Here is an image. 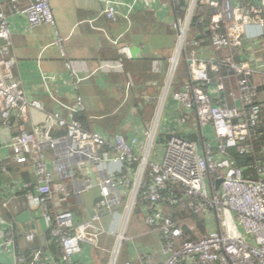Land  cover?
<instances>
[{
    "label": "built area",
    "instance_id": "1",
    "mask_svg": "<svg viewBox=\"0 0 264 264\" xmlns=\"http://www.w3.org/2000/svg\"><path fill=\"white\" fill-rule=\"evenodd\" d=\"M9 1L13 14L24 17L29 29L54 26L50 0H30L25 7H20L17 0ZM100 1L103 16L112 22L127 21L134 12L133 7L127 10L118 0ZM168 1L171 10L167 17L177 44L169 60L163 92L174 102L170 112L177 129L163 125L164 100L147 131L139 124L126 127L132 129L131 137H126L123 129L112 137L86 131L71 117L84 111L83 99L75 97L72 107L58 103L51 91L55 78L43 77L44 90L70 115L67 120L60 113L48 114L53 125L66 130L64 153H56L53 162L47 158L45 149H53L56 144L49 132L43 134L44 142L37 138L36 130L25 128L14 138L4 140L0 136V153L7 148L10 162L20 167L28 165L34 177V181L11 179L3 183L2 208L13 201L20 203L21 197L30 211L48 223L45 248L31 250L29 259L18 251L11 227L0 232V251L15 263L79 264L77 257L85 248L103 253L101 238L113 237L109 264H129L119 263L118 257L128 241L126 231L132 213L139 208L143 224L158 235L164 257L156 263L151 254L144 253L138 257L141 264H264V160L250 166L252 171L245 176L223 156L225 148L239 147L246 140L261 112L251 79L264 78V0ZM194 25H201L210 38L196 40L199 35ZM10 34L7 17L0 11L2 54L8 52ZM61 43L57 38L55 44L61 47ZM118 53L131 58L128 47H119ZM181 63L185 64L186 78L181 89L170 92ZM11 66L10 61L0 60V116L4 122L15 111L23 115L28 108L44 111L39 102L27 100L20 85L12 80ZM221 66L235 74L238 87V94L229 91L223 99L224 83L212 81L208 74L209 69L216 71ZM122 67V60L102 62L96 71H122ZM66 68L70 70L71 64L66 63ZM71 78L75 90L84 80L73 72ZM142 108L143 105L134 107L133 117L137 118ZM181 132L197 133L199 140L193 142L177 135ZM161 136H167L165 144L159 142ZM52 164L66 183L74 179L76 172L84 173L87 181L83 189L71 194L65 182H55ZM0 175L10 177L1 155ZM95 175L98 198L89 219L78 222L62 204L71 195L87 192L91 187L89 179ZM217 181H221L218 188ZM177 189L190 211L204 213L207 232L203 236L194 239L173 220ZM123 198L124 210L120 214L118 206ZM104 217L109 218L106 229L101 226ZM36 235V231L29 232L26 242L32 243ZM51 246L58 256L52 253Z\"/></svg>",
    "mask_w": 264,
    "mask_h": 264
},
{
    "label": "crops",
    "instance_id": "2",
    "mask_svg": "<svg viewBox=\"0 0 264 264\" xmlns=\"http://www.w3.org/2000/svg\"><path fill=\"white\" fill-rule=\"evenodd\" d=\"M29 1L17 0L20 7L27 6ZM118 1L122 2L127 10L129 7L134 9L127 21L112 22L106 19L102 14L103 5L100 0H50L54 26L41 25L34 29H29L24 17L13 14L10 1L0 0V11L6 15L11 33L8 52L3 54L0 52V60L6 59L12 63L10 68L12 80L20 85L27 100L39 102L44 109V111H39L34 108H28L25 115L15 111L11 115L13 120L8 118L4 122L1 119L0 136L4 140L17 137L20 134V129L25 128L28 131L36 130L38 133L37 138L44 142L43 134L49 132L51 139L56 144L53 149H45L47 158L53 162L57 157L56 153H64V148L67 145L66 135L53 138L51 136L54 132L57 135L64 129L53 125L49 120L48 114L52 112L60 113V116L67 120H69L70 115L67 110L60 108L44 90L42 85L43 77L55 78V81L51 84V91L58 103L72 107L75 103V97L80 96L84 102V112L89 117L90 130L103 136L112 137L123 129L125 130V136L131 137L133 131L126 127H132L135 124L142 125L147 131L154 122L159 104L164 100H166V104L161 119L164 122H162L163 125L166 124L165 112H172L171 107H173L174 102L170 95L164 96L163 88L170 63L169 60L174 56L177 44L176 33L170 27V17H167L171 10V4L168 0ZM137 14L150 15L157 27L158 25H167L175 34L174 48L171 51H163L161 44L158 43V37L153 39L150 36H144L140 41L133 40V16ZM141 22L146 25L150 20L147 18ZM205 33L204 31L199 36L205 37ZM57 38L62 40L61 47L55 44ZM207 38H210V36ZM149 41H152V44H149ZM114 42H117V46L114 45ZM121 46L129 48L131 58H126L118 53V48ZM2 47H4V43L0 41V49ZM163 57H167L166 59L168 60L166 68L160 65L162 64L160 59ZM146 58L153 59V61L148 66V69L147 67H141V70H145V80L137 81V77L133 76L137 70L133 66L139 60ZM119 60H122V71H110L108 73L96 71L102 62H116ZM66 63L71 64L72 68L70 70L66 68ZM155 65H157L156 70H154ZM131 69H133L134 73ZM182 70L185 71V77L181 81L177 80V72L170 92L181 89L182 83L186 78L185 64ZM2 71L4 74L7 72L6 70ZM72 72L84 78L76 90L71 82ZM157 76H161L162 82L161 87L159 86V89L155 90L154 85L158 84V81H156ZM235 86L237 87V84ZM225 89V92L229 90L226 86ZM141 105H143V108L140 110V115L137 118L133 117L132 109ZM235 105L237 107L240 106L238 102ZM79 124L83 126L81 122ZM208 136L212 137V134L209 132ZM0 155L5 159L10 173L9 178L0 175V187L11 179L34 181L31 168L28 165L20 167L10 162V153L7 148H4ZM63 167L67 170L69 169L66 164ZM51 168L55 173V182H67L64 177L59 178L53 164ZM96 180L97 175L92 176L89 179L91 187L87 192L85 191L81 196L77 197L71 195L62 204L64 209L73 213L78 222L88 220L92 214V206L98 198L99 192L98 188L95 187ZM86 181L84 173L76 172L74 179L66 184L72 194L75 192L74 190L83 189ZM124 204L125 199L123 198L118 206L120 214L123 213ZM9 208L15 210L12 218L6 215ZM17 208L18 203L16 201L11 202L7 208H2L0 201V232H4L10 227L14 232L16 230V232L25 233V236L31 231H36L37 235L34 242L38 243L37 248L44 249L48 230L46 219L37 212L30 211L26 205L24 207L25 210L18 214H16ZM53 208L56 210V207ZM108 221L109 218L104 217L101 221V226L106 229ZM148 233L144 230L143 236L138 240V251L131 239L130 250L132 249L135 255L137 254V259L141 252L140 249L144 253L153 251L155 262H162L164 257L161 254L160 247L156 246L155 248V245L150 244L153 236L150 237L151 234ZM156 241L158 242L157 238ZM100 243L105 252L101 253V251H92L89 248H85L83 253L77 257L78 263L102 264L105 262V264H109L114 238L102 237ZM18 251L23 254L29 253L19 249ZM120 256L121 253H119L118 257L119 263L137 264V259L132 261L129 256L126 261L121 262ZM0 264L17 263L8 254L0 251Z\"/></svg>",
    "mask_w": 264,
    "mask_h": 264
},
{
    "label": "trees",
    "instance_id": "3",
    "mask_svg": "<svg viewBox=\"0 0 264 264\" xmlns=\"http://www.w3.org/2000/svg\"><path fill=\"white\" fill-rule=\"evenodd\" d=\"M133 17H134L133 18V28H132V35H133L132 37L134 38L133 40L140 41L143 39L142 37L144 36H150L153 39L154 38L157 39L158 37V43L161 44L163 51H171L174 48L175 41H176L175 34L167 25H162V26L158 25L157 27L156 24H154L153 20L150 18V15L144 16L142 14L140 15L137 14ZM147 18L148 20H150V22L144 25L141 21ZM194 29L196 30L198 35L200 33L202 35V33L204 32V28L201 25H194ZM205 35H206L205 37L198 36L196 40H201V39L206 40L209 34L205 33ZM148 43L152 44V41H149ZM166 58L167 57H163L160 59L162 62L161 66L163 65V67L165 66V68L168 65L167 64L168 60ZM152 61L153 59L146 58V59L139 60L135 64L133 63L134 64L133 67H135V69L137 70V72L135 73V75L133 74V76L137 77V81L145 80L144 79L145 70H141V67H147L148 69V66L150 65ZM183 65L184 63H182V67ZM131 70L134 73L133 69ZM208 74L212 81L214 82L222 81L223 83H225V86L229 89L227 90V92L221 95V98H223L224 96H227L229 91H233L236 94H238V87L235 86L237 84L236 83L237 78L235 74L231 72V70H229L227 67L221 66L216 71H211L209 69ZM161 76L156 77V81H158V84L154 85L155 90L159 89L158 88L159 86L161 87V82L163 79V76H162V79H161ZM152 80H153V77H152ZM251 80L254 83L256 93H258V96H259L257 102L260 103V105L262 106L261 112L259 113V119L254 126H251L249 128V132H248V136L246 140L240 143L239 147L225 148L223 151V156L229 159L235 167L243 170L245 176L251 173L252 170L249 168L250 166H254L256 163L264 160V78L255 76V77H252ZM165 113H166L165 116L167 118L166 127H168V129H171V130L177 129L174 115L171 112H165ZM139 115H140V112L138 113V116ZM71 117L73 120L79 123L81 122L83 124L82 127L84 130L91 131L90 124H89V117L86 112L84 111L75 112L71 115ZM9 120H13L11 116L9 117ZM0 122H1V118H0ZM64 135H66V130L65 131L61 130V132H59L57 135L54 132L51 136L53 138L56 136H64ZM177 135L185 139H188L190 141H193V142H197L199 140V137H198L199 135L197 133L185 134L181 132V133H178ZM166 141H167V136H161L159 142L161 144H165ZM214 149L215 151L217 150L216 148ZM242 149H244L245 151ZM176 194L178 198V203L175 207V212L172 215L173 220L182 229L183 232L192 236L194 239H196L197 236L199 237V236H203L204 234H206L207 229H206V220H205L204 213L203 212L194 213L190 211L187 208L186 200L184 199L180 189H177ZM19 200H20V203L18 202V208H17L18 210L16 211V214L25 210L24 208L25 203L23 202L24 199H21L20 197ZM14 213H15V210L13 209L11 210V208H9L6 215L12 218ZM144 230L147 231V233L149 232L148 234H151V236L149 235L150 237L153 236L152 237L153 239L151 238L152 241H150V244H152L153 246L155 245V248L156 246H159V242L156 241V238L158 240V235L155 232L150 231L149 228H147L143 224V219H142V214L140 212V209L136 208L132 213L126 233H127L128 239L129 238L132 239L133 243H135V247L137 248V251L139 250V245H137V243H138V240L143 236ZM14 235H15V242L19 250H22L24 252L28 251L30 254L31 250L37 249L38 243L36 241L35 242L33 241L32 243L26 242L25 233L23 232L19 233V232H16L15 230ZM47 238H48V235H47ZM129 246L131 245L129 244L126 246H124V244L122 245L121 250H120V253H121L120 261L121 262L126 261L128 256L131 258L132 261L133 259L134 260L137 259L136 258L137 254L135 255L134 251L132 249L130 250ZM50 249L53 254L58 256V251H56V249L53 246H51ZM140 250L141 252L140 254L139 253L138 254L139 255L144 254V251L142 249ZM147 253L151 254L153 257L155 256L153 254V251L147 252ZM26 256L29 259V255L26 254ZM136 263L141 264L138 259ZM102 264H105V262H103Z\"/></svg>",
    "mask_w": 264,
    "mask_h": 264
},
{
    "label": "rangeland",
    "instance_id": "4",
    "mask_svg": "<svg viewBox=\"0 0 264 264\" xmlns=\"http://www.w3.org/2000/svg\"><path fill=\"white\" fill-rule=\"evenodd\" d=\"M182 69H183V67H181V68L178 70L177 80H179V81H181V80L185 77V71L182 70ZM130 240H131V239H128V241L124 243V246H126V245H128V244L131 245L132 242H131ZM129 241H130V242H129Z\"/></svg>",
    "mask_w": 264,
    "mask_h": 264
},
{
    "label": "water",
    "instance_id": "5",
    "mask_svg": "<svg viewBox=\"0 0 264 264\" xmlns=\"http://www.w3.org/2000/svg\"><path fill=\"white\" fill-rule=\"evenodd\" d=\"M221 183V181H217V188H218V185Z\"/></svg>",
    "mask_w": 264,
    "mask_h": 264
}]
</instances>
